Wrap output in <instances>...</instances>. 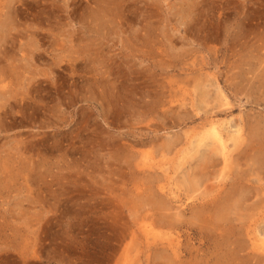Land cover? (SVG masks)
<instances>
[{"label":"rangeland","instance_id":"1","mask_svg":"<svg viewBox=\"0 0 264 264\" xmlns=\"http://www.w3.org/2000/svg\"><path fill=\"white\" fill-rule=\"evenodd\" d=\"M0 264H264V0H0Z\"/></svg>","mask_w":264,"mask_h":264},{"label":"bare ground","instance_id":"2","mask_svg":"<svg viewBox=\"0 0 264 264\" xmlns=\"http://www.w3.org/2000/svg\"><path fill=\"white\" fill-rule=\"evenodd\" d=\"M239 131H240L239 129L235 131L236 135L233 133L231 135H228V133H223L222 130L215 128L214 126L210 127L209 132L211 134L212 142L217 146V149L220 152L222 159L224 161L227 160V156H228L227 142L231 141L235 143L236 141H238L240 139V137L238 136ZM172 243H174V241L170 242L169 244H172ZM170 248L171 250H173V252H177L176 250L177 248L176 249L174 247H170Z\"/></svg>","mask_w":264,"mask_h":264}]
</instances>
